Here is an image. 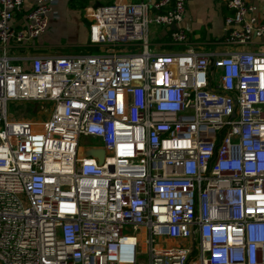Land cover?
<instances>
[{"label":"built area","instance_id":"2783aa9c","mask_svg":"<svg viewBox=\"0 0 264 264\" xmlns=\"http://www.w3.org/2000/svg\"><path fill=\"white\" fill-rule=\"evenodd\" d=\"M186 2L89 4L87 43L105 52L24 67L12 50L56 0H0L1 264H264V51L198 49L182 27L166 40L181 47L151 50L150 17L178 21ZM223 4L217 42L264 45L256 5ZM8 100L51 109L8 120Z\"/></svg>","mask_w":264,"mask_h":264},{"label":"crops","instance_id":"0c3cea01","mask_svg":"<svg viewBox=\"0 0 264 264\" xmlns=\"http://www.w3.org/2000/svg\"><path fill=\"white\" fill-rule=\"evenodd\" d=\"M109 0H56V15L49 19L45 30L33 39L29 47L19 46L12 50L16 62L26 67L32 55H50L60 52L51 50L58 44L60 38L72 40L70 43L87 41V22L82 14V9L95 2L102 3ZM256 5L255 14L264 19V0H249ZM229 9L223 4V0H187L185 11L178 21L165 22L156 16H151L147 27V38L151 50H173V44L163 39L177 27L185 29L189 43L195 47L215 48L221 52L231 50H260L264 51L262 43L240 44L226 46L218 43L224 16ZM208 48V49H209ZM206 50V49H202ZM90 142L82 154L92 153L101 148L96 136L82 135ZM79 146V145H78ZM83 149V146H82Z\"/></svg>","mask_w":264,"mask_h":264},{"label":"rangeland","instance_id":"374dc122","mask_svg":"<svg viewBox=\"0 0 264 264\" xmlns=\"http://www.w3.org/2000/svg\"><path fill=\"white\" fill-rule=\"evenodd\" d=\"M87 25V24H86ZM164 41L167 40V36L163 39ZM59 43L53 45L51 50L53 52H60L61 53H102L105 52V48L101 47L100 45H93L86 42L81 43H70L72 40L66 39L65 37L60 38L58 41ZM174 48L181 47L178 44H173ZM120 46H114L116 51H125ZM201 49L199 47H196ZM209 47H202V49H208ZM140 49L139 47L133 48L134 52H138ZM54 55V54H50ZM51 107L49 102L44 100H8L7 101V119L8 120H15L20 118H26L33 121H39L44 119L50 111ZM38 126V125H37ZM90 142L87 141V137L79 136L78 138V149L77 152L81 153L82 150H86L89 146ZM83 146V149H82ZM182 244H187L186 242L182 241ZM144 255L141 253L136 254V258L140 261H143ZM1 264V263H0Z\"/></svg>","mask_w":264,"mask_h":264},{"label":"water","instance_id":"95a60500","mask_svg":"<svg viewBox=\"0 0 264 264\" xmlns=\"http://www.w3.org/2000/svg\"><path fill=\"white\" fill-rule=\"evenodd\" d=\"M97 4H98V2H95L94 5H97ZM92 154L98 158V161H100L102 158L103 150L101 148H98Z\"/></svg>","mask_w":264,"mask_h":264}]
</instances>
